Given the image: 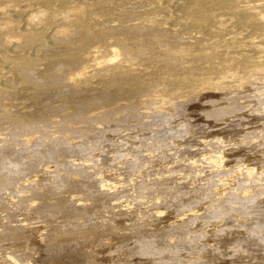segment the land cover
<instances>
[{
    "label": "bare ground",
    "instance_id": "6f19581e",
    "mask_svg": "<svg viewBox=\"0 0 264 264\" xmlns=\"http://www.w3.org/2000/svg\"><path fill=\"white\" fill-rule=\"evenodd\" d=\"M108 224L114 264H264V0H0V264Z\"/></svg>",
    "mask_w": 264,
    "mask_h": 264
},
{
    "label": "rangeland",
    "instance_id": "374dc122",
    "mask_svg": "<svg viewBox=\"0 0 264 264\" xmlns=\"http://www.w3.org/2000/svg\"><path fill=\"white\" fill-rule=\"evenodd\" d=\"M194 144H196V146L194 147V148H196L197 146V148H199V145H201V143H194ZM197 144H199V145H197ZM202 146V145H201ZM200 146V147H201ZM243 154H242V153ZM251 153H247L246 154V159L247 160H255L254 158H257L258 159V157H259V153L256 155V153L257 152H255L254 150L253 151H250ZM241 153V155H244V151H239V153L238 154H240ZM254 155H253V154ZM253 156V158H252V156ZM249 157V159H248V157ZM255 156H258V157H255ZM251 160H250V162H251ZM252 163V162H251ZM230 164H232V163H230ZM147 209H144L143 211H146ZM172 210L171 209H168V210H166L165 211V213L167 212L168 213V215H166L165 213L163 214V215H161L162 217H155V216H152L150 213H143L142 214V216H143V218L144 217H146V218H144V220L147 222V224L149 225V226H152V227H159V226H161V225H164V224H166V222H167V220H169V219H172V217H173V213H174V210L171 212ZM164 215H166V216H164ZM170 215H171V217H170ZM164 216V217H163ZM132 217V218H131ZM126 218H128V219H126ZM130 218V219H129ZM165 218H168V219H165ZM137 220L138 219V214H137V211L136 210H133V211H131V212H129V213H124V214H122V215H120V216H118L117 217V221L119 222V223H125L126 221L128 222V221H132V220ZM157 219V220H156ZM133 220V221H134ZM158 220H159V222H158ZM162 224H161V223ZM161 224V225H160ZM112 227L108 224L107 225V227L106 228H104V229H102V232L103 233H100L99 234V231H98V235H100V236H102L103 234H106V238H107V240H106V242H104V243H101V245L99 244V243H96V242H94L93 244H92V246H93V250L95 251V255H96V257L97 258H100V259H97V261H95L93 264H111V262H112V264H114V262L116 261V258L118 259V252L116 251V246L117 245H119L120 243H121V241H119V240H116V238H113V234H112V232L114 231H112ZM29 230H32V229H29ZM110 230V231H109ZM91 236H94V234H92ZM90 236V237H91ZM112 237V238H111ZM37 237H32V238H30V240L28 241V244H29V247H31V248H34V250H35V258L36 259H34V264H56V263H54V262H49L48 260H47V253H46V245L43 243V242H41L40 240H38V239H36ZM88 240H89V238H88ZM117 243H116V242ZM114 242V243H113ZM124 243H126V242H124ZM123 243V244H124ZM128 244H129V246H132V244H130L129 242H127ZM211 243H213V242H211ZM99 244V245H98ZM111 244V245H110ZM25 245V244H24ZM105 247V248H104ZM126 247V246H125ZM113 248H115L114 249V251L116 252H114V251H112L113 250ZM79 249V248H78ZM74 252V253H73ZM72 253H71V255H72V257L74 258V259H78V258H80V254L78 253V251H73ZM98 252V253H97ZM109 252H110V255H109ZM64 253H67V251H65ZM97 253V254H96ZM113 253H114V256H113ZM98 254H101V255H98ZM106 254V255H105ZM108 254V255H107ZM121 254V253H120ZM98 255V256H97ZM108 256V257H107ZM110 257V258H109ZM66 257H65V255H61L60 256V261H65L66 259H65ZM134 259H132L131 260V263L132 264H150L148 261H149V259H147L146 257H143V256H141V255H135L134 257H133ZM108 259V260H107ZM229 259V258H228ZM228 259H226L227 260V262H225V263H223V264H228V263H230V262H233L232 260H228ZM67 261V260H66ZM134 263H133V262ZM142 263H141V262ZM147 261V262H146ZM230 264H233V263H230Z\"/></svg>",
    "mask_w": 264,
    "mask_h": 264
}]
</instances>
